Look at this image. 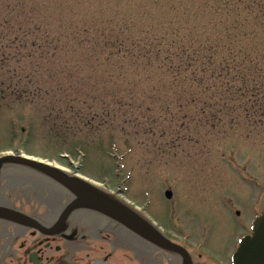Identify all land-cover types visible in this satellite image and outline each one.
Returning a JSON list of instances; mask_svg holds the SVG:
<instances>
[{
    "label": "rangeland",
    "instance_id": "374dc122",
    "mask_svg": "<svg viewBox=\"0 0 264 264\" xmlns=\"http://www.w3.org/2000/svg\"><path fill=\"white\" fill-rule=\"evenodd\" d=\"M262 72L264 0H0V152L132 207L191 198L231 242L264 209Z\"/></svg>",
    "mask_w": 264,
    "mask_h": 264
},
{
    "label": "flooded vegetation",
    "instance_id": "af4514ba",
    "mask_svg": "<svg viewBox=\"0 0 264 264\" xmlns=\"http://www.w3.org/2000/svg\"><path fill=\"white\" fill-rule=\"evenodd\" d=\"M8 166L3 165L0 172V207L51 227L57 216L45 219V215L55 209L40 197L36 184L27 181L21 172L11 174V167ZM163 194V202L153 200L147 201L145 206H134L141 220L161 233V242L135 233L140 242H121L111 230L102 228L90 232L84 223H75L71 217L65 227L55 234H43L21 223L0 219V264H241L236 257L239 239L252 232L253 218L242 223L240 227L244 231L233 241L211 242L209 228L213 226L212 217H204L208 228L202 235V226H197L188 217L193 200L173 198L171 191L169 196L165 195V191ZM41 207V214H38ZM205 212L211 211L206 208ZM226 215L224 212L223 219ZM233 215L239 218L241 213L234 209ZM253 251L254 248L249 249L250 253Z\"/></svg>",
    "mask_w": 264,
    "mask_h": 264
},
{
    "label": "water",
    "instance_id": "95a60500",
    "mask_svg": "<svg viewBox=\"0 0 264 264\" xmlns=\"http://www.w3.org/2000/svg\"><path fill=\"white\" fill-rule=\"evenodd\" d=\"M7 164L15 165L21 170L28 168L30 171L36 172L37 182H43L47 187L48 185L58 187L60 192L67 196V199L59 210L53 225L49 228L37 219L16 213L5 207H0V219L2 220L21 223L35 228L43 234H55L65 227L73 212L88 210L108 217L145 239L155 242H161L163 239L161 233L153 225L141 220L133 208L73 173L64 172L55 165L28 158L19 153L0 154V172L2 166ZM165 195L169 196L170 190H165ZM239 242L236 257L241 264H264V211L254 217L252 232L242 236ZM250 248H254L251 253L249 252Z\"/></svg>",
    "mask_w": 264,
    "mask_h": 264
},
{
    "label": "bare ground",
    "instance_id": "6f19581e",
    "mask_svg": "<svg viewBox=\"0 0 264 264\" xmlns=\"http://www.w3.org/2000/svg\"><path fill=\"white\" fill-rule=\"evenodd\" d=\"M22 156H26V155L22 154ZM26 157L46 162L43 159L34 158L31 156H26ZM47 163L51 165H55L57 166V168L66 172V169L60 165H57L55 163H50L48 161ZM76 176L82 178L83 180L88 181L93 186L96 187L98 186L96 183H92L91 181L85 179L84 177H81L79 175ZM27 181L29 180L27 179ZM38 189H40L39 190L40 197L46 202V204L49 207L55 209L54 212H51V210L47 211L45 215V219L48 218L49 216L55 217L59 212V210L62 208L63 204L66 202L67 196L63 195L58 187H54L52 185H48L47 189L41 188L39 185ZM71 220L75 223L76 222L84 223L87 226L88 231L90 232H96V230L102 228L111 230L112 233L116 236V238L120 239L121 242H140L139 239H137V237L131 231L126 229L123 225L97 212L88 211V210H78L72 213Z\"/></svg>",
    "mask_w": 264,
    "mask_h": 264
},
{
    "label": "trees",
    "instance_id": "16d2710c",
    "mask_svg": "<svg viewBox=\"0 0 264 264\" xmlns=\"http://www.w3.org/2000/svg\"><path fill=\"white\" fill-rule=\"evenodd\" d=\"M250 60V59H249ZM226 64L224 65V67L228 66L229 65V61L225 62ZM256 67H258L257 65H255ZM264 73V72H262ZM240 75V73H239ZM264 75V74H263ZM253 93H260L261 95H264V92H261L258 90V87L257 86H253Z\"/></svg>",
    "mask_w": 264,
    "mask_h": 264
}]
</instances>
